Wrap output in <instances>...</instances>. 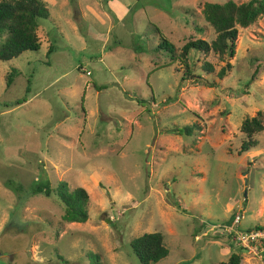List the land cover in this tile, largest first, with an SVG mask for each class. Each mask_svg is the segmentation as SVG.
I'll return each instance as SVG.
<instances>
[{
	"label": "rangeland",
	"instance_id": "374dc122",
	"mask_svg": "<svg viewBox=\"0 0 264 264\" xmlns=\"http://www.w3.org/2000/svg\"><path fill=\"white\" fill-rule=\"evenodd\" d=\"M41 1L39 49L0 60V264H140L130 242L155 232L169 251L155 264H263L227 229L236 214L264 226V130L241 149L243 121L264 114V15L238 27L232 57L190 50V77L175 57L214 39L204 5L248 0ZM43 177L86 190V222H64L55 193L3 186Z\"/></svg>",
	"mask_w": 264,
	"mask_h": 264
},
{
	"label": "trees",
	"instance_id": "16d2710c",
	"mask_svg": "<svg viewBox=\"0 0 264 264\" xmlns=\"http://www.w3.org/2000/svg\"><path fill=\"white\" fill-rule=\"evenodd\" d=\"M202 14L205 21L214 30V39L209 43L202 39L188 41L183 45L179 55L175 57L184 64L187 75L190 77L193 76L185 62L189 51L195 50L204 55L213 52L221 59L225 56L232 57L238 27L246 28L259 16L264 15V0H248L241 4H236L233 1L206 3L202 9ZM47 18H49V11L41 0H0V60L9 61L25 51H37L39 49L36 35L39 26L38 20ZM155 31L163 40L164 49L170 54L173 53V46L164 38L157 27H155ZM201 67L208 71L207 73L212 71L211 65L207 62H204ZM229 67L230 65L226 64L217 72V76L220 79L223 78ZM14 73V69H12L7 75V87L12 84ZM195 127V125H185L176 128V131L180 135L189 136ZM263 130L264 114L262 112L254 117L246 118L241 126V131L246 138L241 146L242 151L255 147L254 135ZM3 186L15 193L22 201L39 194L48 197L55 193L64 207L61 217L64 222L83 223L88 219L89 197L82 187L71 190L66 181L60 180L53 189L50 181L45 177L27 188L10 179L4 180ZM255 228H264V226H255ZM130 246L140 264H155L166 258L169 253L164 245L162 234L159 232L143 234L133 239ZM90 257L91 264H105L98 254H91ZM223 264H240V257L233 253L228 261Z\"/></svg>",
	"mask_w": 264,
	"mask_h": 264
},
{
	"label": "built area",
	"instance_id": "2783aa9c",
	"mask_svg": "<svg viewBox=\"0 0 264 264\" xmlns=\"http://www.w3.org/2000/svg\"><path fill=\"white\" fill-rule=\"evenodd\" d=\"M86 74H90L89 71ZM241 214L234 216L233 222L227 229L233 243L257 256L264 264V228H239Z\"/></svg>",
	"mask_w": 264,
	"mask_h": 264
},
{
	"label": "crops",
	"instance_id": "0c3cea01",
	"mask_svg": "<svg viewBox=\"0 0 264 264\" xmlns=\"http://www.w3.org/2000/svg\"><path fill=\"white\" fill-rule=\"evenodd\" d=\"M112 1H114V0H112ZM108 3H109V7L111 8L112 7L111 6V4H112L111 1L109 0ZM111 10H112V8H111ZM125 10H127V8H125Z\"/></svg>",
	"mask_w": 264,
	"mask_h": 264
},
{
	"label": "water",
	"instance_id": "95a60500",
	"mask_svg": "<svg viewBox=\"0 0 264 264\" xmlns=\"http://www.w3.org/2000/svg\"><path fill=\"white\" fill-rule=\"evenodd\" d=\"M243 174L246 175L247 173L243 172ZM244 183L246 184V179H245ZM244 195H246V192H244Z\"/></svg>",
	"mask_w": 264,
	"mask_h": 264
}]
</instances>
